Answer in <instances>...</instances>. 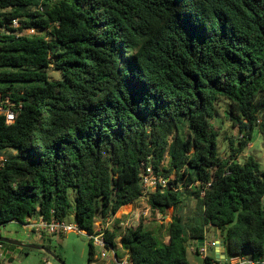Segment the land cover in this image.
Instances as JSON below:
<instances>
[{
  "label": "trees",
  "instance_id": "trees-1",
  "mask_svg": "<svg viewBox=\"0 0 264 264\" xmlns=\"http://www.w3.org/2000/svg\"><path fill=\"white\" fill-rule=\"evenodd\" d=\"M6 8L40 34L0 40V91L21 105L12 124L0 116V225L63 220L71 189L90 234L138 199L149 163L171 185L147 195L152 214L198 204L170 216L164 235L154 220L151 231L115 219L104 238L132 264H188L210 228L228 256L264 257V169L238 161L254 130L264 146V0H0ZM216 118L238 133L224 158Z\"/></svg>",
  "mask_w": 264,
  "mask_h": 264
},
{
  "label": "rangeland",
  "instance_id": "rangeland-1",
  "mask_svg": "<svg viewBox=\"0 0 264 264\" xmlns=\"http://www.w3.org/2000/svg\"><path fill=\"white\" fill-rule=\"evenodd\" d=\"M49 74L52 78L57 77L56 72L50 69ZM221 118H216L215 121L220 125V136L218 138V154L220 157L227 156V138L238 137V133L235 129L231 128L227 123L220 120ZM226 137V138H225ZM247 157H253L260 165L261 169H264V146H262V141L260 135L254 130L252 139L248 143L245 151L238 157V161L242 162ZM69 202L71 204V213L63 219L65 223H74L73 216V206H74V193L69 190ZM191 206H178L175 209L167 210L165 215L159 213L152 214L149 206L146 202L142 200L134 201L130 207L128 205L120 207L115 214V218L119 220L121 230L129 227H136L141 222L147 229L151 231L155 230V226L152 220L156 224L160 225L161 233L164 235L167 228V222L170 216L174 214H180L186 216L193 214L197 209V201L192 199L190 202ZM186 211V213H184ZM186 214V215H185ZM157 229V228H156ZM28 230L24 229L21 223L17 221H11L4 225H0V236L17 240L23 243H33L34 240L28 235ZM219 238L220 234L217 230L210 228L205 233V241L209 242L213 238ZM164 241L167 242V237H163ZM37 245L45 247L51 254L64 264H113L112 261H108L107 258H101L99 256V249L97 247H92L93 257L91 262H88V251H89V240L86 235L78 233L76 231L69 232L65 235L53 234V235H42L40 241ZM118 252H121L120 245ZM6 250V260L9 264H41L45 258L53 260L52 256L49 254L39 251V250H28L27 253L22 251L19 247L5 248ZM121 250V251H120ZM246 255H250L245 252ZM212 256L211 253H208ZM229 257V256H228ZM212 258V257H211ZM187 259L189 264H204L203 258L199 255L191 253L187 250ZM223 263V260H221Z\"/></svg>",
  "mask_w": 264,
  "mask_h": 264
},
{
  "label": "built area",
  "instance_id": "built-area-1",
  "mask_svg": "<svg viewBox=\"0 0 264 264\" xmlns=\"http://www.w3.org/2000/svg\"><path fill=\"white\" fill-rule=\"evenodd\" d=\"M8 9H0V40L4 37H33L40 34V32L31 26H27L22 23L23 18H12L5 19L2 14L5 13ZM41 10V7H39ZM21 105H15L11 98L7 95H4L0 91V116L4 118V123L10 125L14 122L18 111L20 110ZM6 163V157L3 154H0V167H3ZM140 196L137 200H142L146 202L147 195L156 188L160 190L164 188L171 187L169 177H164L161 173L155 172L151 164H141L140 172ZM197 184V183H196ZM209 183L205 185L208 187ZM200 195H203V190ZM116 216H104L95 221V227L93 232L88 234L83 230H80L77 224L65 223L63 220H57L51 218L48 222L44 221L41 217H28L25 220V223H22V227L28 230L29 235L33 239H40L42 235H65L69 232L76 231L78 233L84 234L87 236L89 242L93 247L99 249V256L101 258H107L108 261H112L113 264H132L129 259V254L124 252L121 256H118L117 248L118 246L112 247L108 244L104 238L105 231L111 229L114 224ZM117 241V240H116ZM117 244V243H116ZM217 246V242L205 240L202 241V245L198 246L195 243L189 244L188 249L196 255H199L203 258H207L209 249H213ZM223 260V263H221ZM110 261V262H111ZM0 264H9L6 260V250L5 246L0 242ZM41 264H58L54 260L48 259L44 260ZM206 264V263H204ZM207 264H264V257H261L257 260L252 259L249 255L238 254L235 256H227L218 260L212 258Z\"/></svg>",
  "mask_w": 264,
  "mask_h": 264
},
{
  "label": "water",
  "instance_id": "water-1",
  "mask_svg": "<svg viewBox=\"0 0 264 264\" xmlns=\"http://www.w3.org/2000/svg\"><path fill=\"white\" fill-rule=\"evenodd\" d=\"M0 242L1 243L8 244V245H12V246L19 247L20 249L21 248H25V249L39 250V251L45 252V253L49 254L50 256H52L53 260L55 262H57L58 264H64L63 262H61L60 260H58L56 257H54L51 254V252H49L43 246H40V245H37V244H34V243H23V242H20V241H17V240H13V239L6 238V237H1V236H0ZM196 244L198 246L202 245V240L197 241ZM216 247H217V251H216V254H215V259L218 260L217 253H221L222 254V257H221V259H222L224 257V253H223V249L225 247L224 241L222 239L221 240H218ZM211 252H212V250H209V253H211Z\"/></svg>",
  "mask_w": 264,
  "mask_h": 264
},
{
  "label": "crops",
  "instance_id": "crops-1",
  "mask_svg": "<svg viewBox=\"0 0 264 264\" xmlns=\"http://www.w3.org/2000/svg\"><path fill=\"white\" fill-rule=\"evenodd\" d=\"M132 203H129V205H128V207H130V205H131ZM127 205V204H126ZM125 205V206H126ZM29 235V234H28ZM34 240V244H37V242H39L40 241V239H33ZM218 240H221V238L219 237V238H213V239H211L210 241H215V242H217ZM117 243L119 244V242H118V240H117ZM190 244H193V243H190ZM120 245V244H119ZM118 248H119V246H118ZM118 248H117V253H118V256H121L123 253H120V252H118ZM120 248H121V246H120ZM122 250V249H121ZM120 250V251H121ZM210 250V249H209ZM212 250V252H211V254H212V256H210V257H212V258H214L215 259V254H216V251H217V247H215V248H213V249H211ZM121 252H125L124 250H122ZM191 253H193V252H191ZM223 253H224V257H227L228 255H227V251H226V247H224V249H223ZM194 254V253H193ZM196 255V254H195ZM217 255H218V258H220L221 259V257H222V254L221 253H217ZM188 264H189V261H188Z\"/></svg>",
  "mask_w": 264,
  "mask_h": 264
}]
</instances>
